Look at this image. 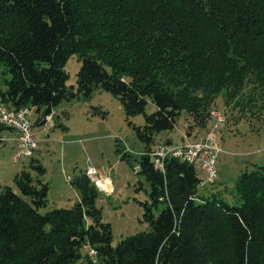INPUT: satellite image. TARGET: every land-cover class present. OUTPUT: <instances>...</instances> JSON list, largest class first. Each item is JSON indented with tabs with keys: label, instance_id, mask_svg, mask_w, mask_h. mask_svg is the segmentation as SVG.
<instances>
[{
	"label": "trees",
	"instance_id": "trees-1",
	"mask_svg": "<svg viewBox=\"0 0 264 264\" xmlns=\"http://www.w3.org/2000/svg\"><path fill=\"white\" fill-rule=\"evenodd\" d=\"M75 54L76 93L63 71ZM0 65L9 76L1 101L42 112L36 125L94 88L118 98L127 117L143 114L132 128L145 145L138 174L150 198L142 205L150 230L112 246L86 176L73 182L72 208L39 213L48 185L31 159L37 177L16 176L21 195L0 192V264H76L85 246L99 264H264V167L238 176L231 206L199 194L195 167L166 159L161 171L149 156L154 136L173 130L182 112L205 123L219 94L241 109L264 107V0H0Z\"/></svg>",
	"mask_w": 264,
	"mask_h": 264
},
{
	"label": "rangeland",
	"instance_id": "rangeland-1",
	"mask_svg": "<svg viewBox=\"0 0 264 264\" xmlns=\"http://www.w3.org/2000/svg\"><path fill=\"white\" fill-rule=\"evenodd\" d=\"M80 67L81 60L75 54L63 68L68 76L66 88L74 93L77 91ZM8 78L5 67L0 65L1 89L5 88L4 81ZM235 102L227 103L223 94H219L207 106L209 116L205 123L192 113L182 112L174 129L155 135L151 146L152 149L167 141L174 145L191 142L192 139L186 136L209 129L214 123L212 113L223 115L225 122L215 131L217 143L222 150L217 160L218 177L213 184L201 189L199 194L202 197L222 198L231 206L239 204L233 188L238 176L258 166L264 167L262 102L257 100L255 106L244 109L236 106ZM156 110L148 100L145 114L150 115ZM41 116L42 112L32 111L29 117L37 142V149L31 158L17 159L14 133L7 129L0 132V192L4 187H9L21 195L15 178L20 172L26 171L35 179L37 174L29 166L31 159H35L44 169L39 179L48 185L46 206L39 213L69 209L79 201L80 196L73 182L85 176L87 168L91 166L97 172L95 177L104 180L106 191L97 188L94 205L100 211L102 222L110 225L112 246L125 238L149 231V224L143 220L142 206L146 203L150 205L149 184L138 174V160L146 149L132 128L144 125V115L127 117L118 98L100 88H94L88 98L79 95L62 101L53 108L45 125H36L35 121L41 120ZM195 170L200 179L205 178L199 168L195 167ZM160 209L161 205L157 211H153L155 217ZM92 251L89 246H85L81 252L82 259L76 264H86L88 259L93 264H99Z\"/></svg>",
	"mask_w": 264,
	"mask_h": 264
},
{
	"label": "built area",
	"instance_id": "built-area-1",
	"mask_svg": "<svg viewBox=\"0 0 264 264\" xmlns=\"http://www.w3.org/2000/svg\"><path fill=\"white\" fill-rule=\"evenodd\" d=\"M31 114L32 110L28 107L13 109L4 104L0 99V127L14 133V141L17 143L18 148L17 159L21 157L31 158L37 149V142L29 119ZM212 117L214 123L210 125V128L194 133L191 142L180 145L166 142L152 148L149 156L153 160L154 167L163 171L165 160L175 159L199 168L204 173L205 178L200 179L197 187L198 191L208 184H213L218 177L217 160L219 154L222 152L217 143L215 131L224 124L225 118L219 113H212ZM48 118L49 116L45 120H48ZM96 175L97 172L94 168L91 166L87 168L85 176L96 188L105 192L106 188H102L100 185L104 180L97 179Z\"/></svg>",
	"mask_w": 264,
	"mask_h": 264
},
{
	"label": "crops",
	"instance_id": "crops-1",
	"mask_svg": "<svg viewBox=\"0 0 264 264\" xmlns=\"http://www.w3.org/2000/svg\"><path fill=\"white\" fill-rule=\"evenodd\" d=\"M187 137V139H192L193 138V134H191V136H186ZM253 166H255V165H252V167ZM217 184H219V183H217Z\"/></svg>",
	"mask_w": 264,
	"mask_h": 264
},
{
	"label": "bare ground",
	"instance_id": "bare-ground-1",
	"mask_svg": "<svg viewBox=\"0 0 264 264\" xmlns=\"http://www.w3.org/2000/svg\"><path fill=\"white\" fill-rule=\"evenodd\" d=\"M103 183H104V182H103ZM103 183H100V185L102 186V188H104V187H103Z\"/></svg>",
	"mask_w": 264,
	"mask_h": 264
}]
</instances>
